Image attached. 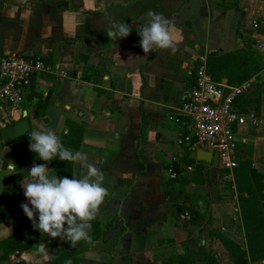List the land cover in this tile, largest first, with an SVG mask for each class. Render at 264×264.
<instances>
[{"label":"crops","instance_id":"0c3cea01","mask_svg":"<svg viewBox=\"0 0 264 264\" xmlns=\"http://www.w3.org/2000/svg\"><path fill=\"white\" fill-rule=\"evenodd\" d=\"M149 11L173 21L174 49L143 52L137 30L148 22ZM109 21L128 23L132 31L110 40ZM248 40L264 54V0H0V59L20 51L45 62L19 108L0 102V131L24 110L29 137L50 128L61 138L74 122L83 133L73 153L87 154L105 177L109 195L91 221L101 223V233L82 251L66 255L72 264H173L171 259L198 245L211 250L218 264H237L210 230L246 246L233 176H215L211 168L219 163L195 159L202 162L193 177L196 162L182 160L186 147L178 135L188 125L183 103L196 56L245 48ZM47 95L44 114L35 115L37 100ZM238 139L236 157L249 158L264 185V93L259 114L238 127ZM22 141L5 143L0 132V262L53 264V254L70 241L33 227L21 208L28 202L22 184L34 163L58 175L51 162L29 150L28 137ZM69 167L70 178L87 172L79 162ZM223 178L229 188L216 180ZM165 184L180 189V202L199 215L191 220L188 211L175 207ZM15 233L26 247L6 250ZM40 242L47 261L37 252Z\"/></svg>","mask_w":264,"mask_h":264},{"label":"trees","instance_id":"16d2710c","mask_svg":"<svg viewBox=\"0 0 264 264\" xmlns=\"http://www.w3.org/2000/svg\"><path fill=\"white\" fill-rule=\"evenodd\" d=\"M256 48L254 42L248 40L247 47L239 48L233 51L219 53L217 51L209 52L207 55V69L212 78L217 81H222L223 78H227L229 82L241 83L254 77L252 86L244 93L240 94L235 100L236 109L252 114L256 117L259 114L261 96L264 93L261 76L264 74V59L258 60L254 54ZM195 67V65H194ZM194 67L190 75V83L186 90L190 89L194 84ZM49 96L45 98L40 97L37 100L35 115L42 116L44 114L45 107L49 102ZM69 129L60 140L62 144L75 152L81 145V135L83 133V127L74 123H68ZM77 136L76 142L74 138ZM28 136L27 132L17 138L18 141ZM30 140V139H29ZM30 142V141H29ZM184 156L182 160L187 164L195 163L196 167L193 172V177L196 172L201 170V162L196 161L189 156L191 151L188 146H185ZM237 165L232 169L233 184L237 194V200L241 213L242 229L245 234L246 246L242 247L229 237L224 235L215 229H210L211 232L216 235L229 250L232 259L237 264H249V261H255L264 259V191L262 174L256 169L249 158L240 157L237 158ZM58 177L67 176L70 178V174L67 172L70 170L69 162L61 161L58 158L51 161ZM177 169V167H176ZM226 173L228 169H224ZM181 180V177L175 178ZM165 194L171 200L173 205L181 211H188L191 216V220L196 215H199V211L192 209L180 202L181 191L180 189H173L171 185L165 184ZM30 206V205H29ZM112 221H108L104 224L105 227L111 225ZM90 235L93 241L99 237L101 233V223L98 221L91 222ZM18 234L15 233L12 239V243L6 248V250H14L15 248H24L25 244H19L17 242ZM89 244L80 241L75 247L69 245H63L59 251L52 256L53 264H65L67 261L66 255L69 252H79L85 249ZM78 261L79 257L76 258ZM197 259H203L206 264H218L217 257L211 250L205 248L204 245H198L194 249H191L189 253L177 255L176 258L171 259V262L175 264H194ZM0 264H6L1 263ZM13 264H21L15 262Z\"/></svg>","mask_w":264,"mask_h":264},{"label":"clouds","instance_id":"9594fccd","mask_svg":"<svg viewBox=\"0 0 264 264\" xmlns=\"http://www.w3.org/2000/svg\"><path fill=\"white\" fill-rule=\"evenodd\" d=\"M148 22L139 30L140 47L145 54L157 49H174L172 33L176 31L173 21L163 14L149 11ZM132 27L125 22H112L105 31L110 40L129 36ZM29 150L47 162L58 158L66 162H79L87 169L82 178H68L49 175L47 164H33L28 171L29 181L23 183L27 203L21 208L33 227L51 238L70 241L75 247L80 241L93 243L90 235L91 221L94 220L105 198L109 195L103 185L104 174L88 163L87 154L73 153L66 148L52 129L34 130L30 133ZM16 165L9 161V170L14 173ZM31 205V207L29 206ZM38 214V221L34 218ZM44 261L49 259L44 242L36 244ZM65 264H72L71 260Z\"/></svg>","mask_w":264,"mask_h":264},{"label":"built area","instance_id":"2783aa9c","mask_svg":"<svg viewBox=\"0 0 264 264\" xmlns=\"http://www.w3.org/2000/svg\"><path fill=\"white\" fill-rule=\"evenodd\" d=\"M194 84L185 90L183 114L188 119L187 129H180L179 140L190 150L213 149L218 152L219 165L232 169L237 165L236 148L238 127L245 124L250 113L236 109V98L248 90L254 77L241 83L217 81L207 69L203 55L195 58ZM45 68L39 56L20 51L6 53L0 59V102L19 108L34 76ZM229 91L222 100L224 87ZM191 166H189L190 168Z\"/></svg>","mask_w":264,"mask_h":264},{"label":"water","instance_id":"95a60500","mask_svg":"<svg viewBox=\"0 0 264 264\" xmlns=\"http://www.w3.org/2000/svg\"><path fill=\"white\" fill-rule=\"evenodd\" d=\"M223 81L227 82V78H224ZM262 82H264V75L262 76ZM228 91H229V88L227 86L224 87L223 94H222V100ZM26 114H27V111L24 110L23 117L20 120L16 121L13 124L6 125L1 129L0 132H1V137H2L3 142L5 143L12 142L15 139H17L19 136L25 134L29 130L30 123H29V119L27 118ZM189 156L197 160H204V161L213 160L215 164H218L219 162L217 151H212V150L201 148V147L196 148L195 150H191L189 152Z\"/></svg>","mask_w":264,"mask_h":264},{"label":"rangeland","instance_id":"374dc122","mask_svg":"<svg viewBox=\"0 0 264 264\" xmlns=\"http://www.w3.org/2000/svg\"><path fill=\"white\" fill-rule=\"evenodd\" d=\"M256 48V52L254 54V56L258 59V60H263L264 59V54L261 52V49L259 47H255ZM264 75V74H263ZM262 75V76H263ZM262 76H261V81H262ZM212 172L214 173V175L216 176L217 174H223V172L225 171L224 169H222L220 166H217V168H211ZM213 175V176H214ZM224 180L219 181V179H216L218 182L222 183V186H225L227 188L230 187V181L226 178H223Z\"/></svg>","mask_w":264,"mask_h":264}]
</instances>
